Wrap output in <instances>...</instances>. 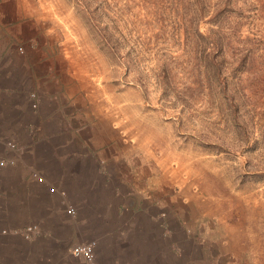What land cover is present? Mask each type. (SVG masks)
<instances>
[{"label":"rangeland","instance_id":"374dc122","mask_svg":"<svg viewBox=\"0 0 264 264\" xmlns=\"http://www.w3.org/2000/svg\"><path fill=\"white\" fill-rule=\"evenodd\" d=\"M0 2L65 101L17 149L43 177L30 189L54 195L28 214L36 239L119 230L154 249L119 264H264V0ZM37 242L0 240V264Z\"/></svg>","mask_w":264,"mask_h":264},{"label":"crops","instance_id":"0c3cea01","mask_svg":"<svg viewBox=\"0 0 264 264\" xmlns=\"http://www.w3.org/2000/svg\"><path fill=\"white\" fill-rule=\"evenodd\" d=\"M6 24L8 23H0V161L4 162V165L0 167V240H21L29 244H32L31 241H38L30 246L29 252L25 250V254L21 255L22 258L17 253L18 248L13 246L12 251L9 252V264H33L30 260H35L37 257L39 264H47L48 258L53 264H119V260L128 259L133 254L138 257L139 248L146 249L149 251L147 253L151 254L150 250H154L151 237L142 234L140 240H120V237L123 236L119 230H116L117 239H109L106 236L108 239H103L101 245L98 246L92 240L76 244L75 240H63L60 236L56 239H36L42 234L41 231L39 232L40 225L31 223V217H28V214L30 215L31 211L33 213L45 211V202L48 199L41 194L50 197L54 195L46 193L40 186L37 189L41 188L43 192L30 189L29 185L31 184L41 185L35 181L33 175L42 176L35 170L27 171L26 175L22 174L23 154L17 149L31 148L29 146L37 138L36 131L38 130L36 128L34 129L35 133L30 134L33 124L43 125L49 119H55V122L59 121L60 123L59 115L53 114L58 112L65 101L60 98V93H56V91L62 90V85L55 81V70H50L49 73L46 71L50 67L49 62L38 57V53L31 48V45H28V38L25 39L18 32L12 30L13 24L9 26V30L3 27ZM41 48L42 46H39L40 51ZM42 68L45 71H40ZM44 84H56L57 88L53 86L54 88L49 89L48 87L45 91L41 86ZM33 107L34 109H32ZM32 110H36V117L30 119ZM6 144H11L13 148L9 149ZM48 158L47 154L45 159L49 162ZM54 160L55 158L51 155L52 164H54ZM8 162L11 164L9 165ZM34 164L37 170L44 169L41 164ZM48 179H54V177ZM60 194L63 193L56 192L58 198ZM66 206L72 210V214H65ZM65 207H60L63 214L67 217L72 216L73 208L69 205H65ZM130 224L135 223L130 222ZM108 226L111 229H119L117 225L114 226L113 222ZM135 226L139 227H135L137 234L142 232L140 224L137 223ZM27 227L33 228V232L28 239H23L20 232ZM86 244H92L91 262H85L71 254V249L74 246ZM27 253H32V256L29 257ZM156 257V254L147 256L146 261L154 260Z\"/></svg>","mask_w":264,"mask_h":264},{"label":"built area","instance_id":"2783aa9c","mask_svg":"<svg viewBox=\"0 0 264 264\" xmlns=\"http://www.w3.org/2000/svg\"><path fill=\"white\" fill-rule=\"evenodd\" d=\"M6 146L9 149L13 148V146L11 144H6ZM8 164L10 165L11 162H8ZM3 165H4V162L0 161V167H2ZM33 177H35V181L37 183L42 184L44 182L42 177H37L35 175H33ZM53 190H54L53 188H51V187L49 188L50 192H53ZM64 212L67 215L72 214V210L68 207L64 210ZM32 232H33V228L27 227V228H24L23 230H21L20 235L23 239H28L29 236L32 234ZM71 254L74 257H79V258L83 259L85 262H91L92 261V244L74 246L71 249Z\"/></svg>","mask_w":264,"mask_h":264}]
</instances>
